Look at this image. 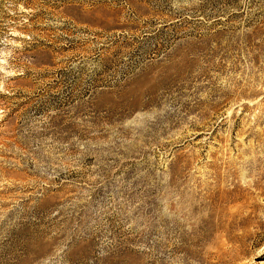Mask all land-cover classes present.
Wrapping results in <instances>:
<instances>
[{
  "label": "rangeland",
  "instance_id": "374dc122",
  "mask_svg": "<svg viewBox=\"0 0 264 264\" xmlns=\"http://www.w3.org/2000/svg\"><path fill=\"white\" fill-rule=\"evenodd\" d=\"M0 264H264V0H0Z\"/></svg>",
  "mask_w": 264,
  "mask_h": 264
}]
</instances>
